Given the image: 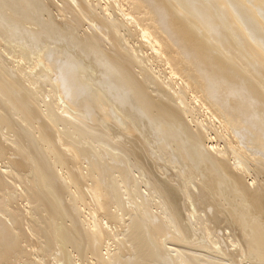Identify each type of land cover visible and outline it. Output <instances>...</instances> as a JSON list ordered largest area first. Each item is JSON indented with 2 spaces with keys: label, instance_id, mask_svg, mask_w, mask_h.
I'll return each instance as SVG.
<instances>
[{
  "label": "bare ground",
  "instance_id": "bare-ground-1",
  "mask_svg": "<svg viewBox=\"0 0 264 264\" xmlns=\"http://www.w3.org/2000/svg\"><path fill=\"white\" fill-rule=\"evenodd\" d=\"M0 264H264V0H0Z\"/></svg>",
  "mask_w": 264,
  "mask_h": 264
}]
</instances>
